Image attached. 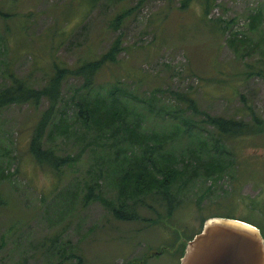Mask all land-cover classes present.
Listing matches in <instances>:
<instances>
[{"label": "rangeland", "instance_id": "1", "mask_svg": "<svg viewBox=\"0 0 264 264\" xmlns=\"http://www.w3.org/2000/svg\"><path fill=\"white\" fill-rule=\"evenodd\" d=\"M183 1L0 0V88L10 84L7 69L41 88L55 64L94 59L114 43L121 48L85 89L83 75L62 83L56 116L67 127H50L43 139L45 148L70 158L57 168L37 163L28 151L47 100L0 107V264H137L143 256L141 264H178V238L199 230L206 216L243 217L264 229V131L253 130L264 127V77L247 74L264 72V0H216L207 14L198 1L186 8ZM216 24H228L227 32L220 35ZM113 85L120 89L115 101ZM83 96L102 103L92 104L98 121L74 118L72 100ZM114 106L120 115L128 109L141 117L131 119L135 131L109 135L116 120L104 119L115 118ZM205 115L234 116L248 130L233 143L225 140L237 156L232 172V161L223 164L215 149L206 152L203 159L217 169L208 175L199 166L191 199L178 195L184 178H175L172 191L182 207L170 216L156 191L137 196L115 186L122 184L116 179L120 167L127 155L137 154L141 137L153 144L150 132L177 125L176 138L180 116L190 117L202 138L218 139V127ZM159 143L175 152L181 142ZM88 185L105 202L85 200ZM125 194L137 218L112 215ZM166 245L170 249L158 253Z\"/></svg>", "mask_w": 264, "mask_h": 264}, {"label": "trees", "instance_id": "2", "mask_svg": "<svg viewBox=\"0 0 264 264\" xmlns=\"http://www.w3.org/2000/svg\"><path fill=\"white\" fill-rule=\"evenodd\" d=\"M194 1H198L202 8L205 7V14H207L212 3H214L216 0H184V4L182 7H189L190 4ZM205 14L203 13V15ZM227 25L225 27H227ZM214 27L220 35L227 32L225 27L221 28L220 25L216 24V26ZM256 38L261 40L263 37L261 36V34H258ZM120 49L121 48L117 49L114 43L108 50H106L100 56L94 59H84L78 61L76 65L57 63L53 66L52 72L49 74L46 84L43 85L41 88L30 86L26 82V80L13 75L9 72L8 69L5 71V75L10 80V84L3 88H0V107L12 103H27L29 101L38 103V101H40L41 99L47 100V108L42 112L40 118L33 127L32 135L28 146L29 153L37 163L41 165L47 164L53 168H57L60 164L66 163L70 160L69 157H64L57 154L56 150H54L53 148H45L43 146L44 136L46 134L47 136L51 135L50 133H46V131L50 127V130L58 132H63L67 127V123H61L63 118L56 116V113L58 111V105L60 103V100L62 99L61 87L64 80H66L70 76L83 75L85 78V83L82 86H84L85 89L86 85L93 82L98 72L104 66L107 65V60H115L114 57L116 54L119 53ZM247 74L250 76L256 74L264 77V72L261 69L256 72L249 71L247 72ZM79 89L80 87H76L73 89V92H78ZM119 90L120 89L117 87V85H113V87L110 89L112 96L111 101H115L117 99L115 97V93ZM83 97L84 98L81 100V102H74L72 100V106L75 108L74 118L80 117L85 124H88L89 122L94 123V121H98L97 119L101 115L99 113H95V111L92 110V104L97 103L102 105V103L93 102L89 96ZM99 99L104 102L106 100V97L102 94H99ZM190 102L193 106V109L195 110L194 103L192 101ZM114 110L116 115L115 118L106 117L104 119L106 121L116 120L112 128L109 129V135H113L115 132L125 131L128 134L131 133L130 130L135 131L130 126L131 119L135 115V113L131 114V112H129L127 109L126 111H121L122 115H120L119 110L115 106ZM133 111L135 112V109H133ZM179 111L182 112V109H179ZM63 113L65 112L62 111L61 114ZM105 115H110V110H105ZM205 116V122L212 124L215 127H218V132L216 131L213 134V136L217 134L219 136L218 139L212 140L211 134L202 138L200 134L194 132L195 122L192 121L190 117L180 116V121L183 127H180L181 132L176 138L172 137L178 130L177 125H175L172 130L167 132H150L153 133L150 137L151 140L155 141V143L153 144H148V141L144 140L145 137H141L143 138V140L139 141L140 145L136 148L137 154L134 157L130 154L127 155L125 162L123 163L122 167H120V171L122 173H119L116 179H118L122 184L115 182V186H117L118 188H125L123 193L127 192V194L130 193L131 195L137 196L151 192L153 190L156 191L161 195V200L167 207V215L170 216L174 209L182 207V201L177 198L176 193L172 191V184L175 178L180 176L184 178L183 181L180 180V183H178V195L181 198H184L186 196L187 198L191 199V194L194 191V180L191 179L195 175H198L199 166L204 167L208 175L212 174L217 169L214 168L217 166L213 164L212 160L206 162L205 159H203L206 152H211L213 149H215L216 151H214V154L217 156V158H221L223 160V164L230 163L232 161V172L233 165L237 164V156L235 152L231 154V148H229L230 146L228 147L225 140L233 143L236 138L245 137L246 135H248V130L246 129V126L244 127L242 125L241 120H239L238 118H234V116ZM127 117H129L130 120H127ZM139 118L141 117L134 116L133 122ZM126 124H129V126H127ZM253 130L263 132L264 127L257 126ZM144 134L148 135L147 133ZM100 136H102V134H98L97 137ZM198 136L201 137L199 147H197ZM170 138L171 140L178 139L179 143L181 142L178 148L179 151L177 150L174 152L172 150H169L167 152L164 143H159L164 142ZM178 162L182 164V168H179L177 166ZM159 174L161 177H158ZM112 180L113 182L115 181V175L112 177ZM185 182L187 184L189 183L188 186L187 184H185ZM95 185L97 186V184ZM87 189H89V191L88 194L85 196V200H87L88 198L96 197L99 198L101 201L105 202V200L99 197L98 194L92 193L93 186L88 185ZM127 194H125L123 198L121 197V201L118 206L112 209L111 213L117 219L121 218L122 220H126L138 217L136 213H131L136 209V207L129 208L126 206V200L129 199L127 198ZM82 204H84V201H82ZM126 207L129 209H127ZM210 217L216 216H206L203 221ZM240 220L246 221L256 226L260 230L264 238V229L262 227L247 218L241 217ZM151 222H153V220H151ZM200 230L201 228L194 232H187V235L185 237L178 238V240L180 241L178 246L181 245V256L183 255L187 240L191 239ZM55 240L56 239L54 238L52 241ZM168 249H170V246L166 245L165 248H160L158 253H161L160 251H165ZM61 250L63 251L62 246ZM145 260L146 257L143 256L136 262L137 264H141L145 262ZM132 262L133 260L129 263Z\"/></svg>", "mask_w": 264, "mask_h": 264}, {"label": "water", "instance_id": "3", "mask_svg": "<svg viewBox=\"0 0 264 264\" xmlns=\"http://www.w3.org/2000/svg\"><path fill=\"white\" fill-rule=\"evenodd\" d=\"M178 264H264V238L246 221L210 217L187 240Z\"/></svg>", "mask_w": 264, "mask_h": 264}]
</instances>
